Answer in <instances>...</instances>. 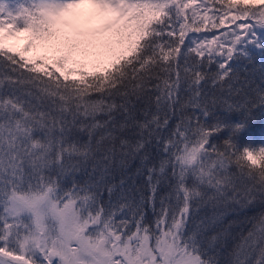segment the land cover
<instances>
[{
    "label": "snow or ice",
    "instance_id": "obj_1",
    "mask_svg": "<svg viewBox=\"0 0 264 264\" xmlns=\"http://www.w3.org/2000/svg\"><path fill=\"white\" fill-rule=\"evenodd\" d=\"M0 264H264V0H0Z\"/></svg>",
    "mask_w": 264,
    "mask_h": 264
},
{
    "label": "trees",
    "instance_id": "obj_2",
    "mask_svg": "<svg viewBox=\"0 0 264 264\" xmlns=\"http://www.w3.org/2000/svg\"><path fill=\"white\" fill-rule=\"evenodd\" d=\"M259 127V125H257Z\"/></svg>",
    "mask_w": 264,
    "mask_h": 264
}]
</instances>
